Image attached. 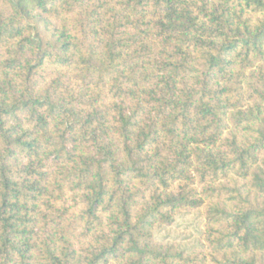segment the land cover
<instances>
[{"label": "trees", "instance_id": "trees-1", "mask_svg": "<svg viewBox=\"0 0 264 264\" xmlns=\"http://www.w3.org/2000/svg\"><path fill=\"white\" fill-rule=\"evenodd\" d=\"M0 264H264V0H0Z\"/></svg>", "mask_w": 264, "mask_h": 264}, {"label": "rangeland", "instance_id": "rangeland-1", "mask_svg": "<svg viewBox=\"0 0 264 264\" xmlns=\"http://www.w3.org/2000/svg\"><path fill=\"white\" fill-rule=\"evenodd\" d=\"M202 209L196 208L176 213L171 225H156L153 229L155 241L159 244H174L181 249L199 246L203 237Z\"/></svg>", "mask_w": 264, "mask_h": 264}]
</instances>
